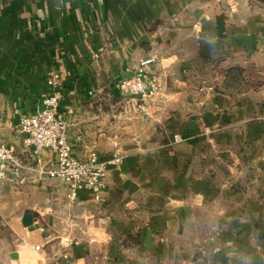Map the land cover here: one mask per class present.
Segmentation results:
<instances>
[{
  "label": "crops",
  "instance_id": "crops-1",
  "mask_svg": "<svg viewBox=\"0 0 264 264\" xmlns=\"http://www.w3.org/2000/svg\"><path fill=\"white\" fill-rule=\"evenodd\" d=\"M257 5V4H256ZM250 0H0V134L56 89L78 158L107 170L101 203L57 179L0 187V264H264V10ZM159 91L119 92L140 61ZM147 103L148 115L139 110ZM179 135L181 141L174 142ZM43 162L55 159L41 150ZM31 211L35 219L22 225Z\"/></svg>",
  "mask_w": 264,
  "mask_h": 264
},
{
  "label": "built area",
  "instance_id": "built-area-1",
  "mask_svg": "<svg viewBox=\"0 0 264 264\" xmlns=\"http://www.w3.org/2000/svg\"><path fill=\"white\" fill-rule=\"evenodd\" d=\"M155 61L154 57L140 61L132 76L116 83L117 90L143 102L153 98L160 85L157 76L149 72L148 66ZM45 83L50 93L41 100L37 111L22 117L15 126V131L24 136L25 143L31 147L34 164H23L0 134V187L11 184L20 188L27 183L26 174L33 172L38 180L57 179L64 183L68 188L67 199L70 202H74L77 192L86 190L99 204L107 189V170L110 166L120 164L122 156L114 155L105 163L99 162L93 151L83 158L74 156L66 137L67 122L58 110L60 96L56 89L60 84L59 74L49 73ZM138 107L142 114H149L147 103ZM173 141L179 142L181 137L174 135ZM41 150L53 152L55 159L50 163L43 162L38 156Z\"/></svg>",
  "mask_w": 264,
  "mask_h": 264
},
{
  "label": "water",
  "instance_id": "water-1",
  "mask_svg": "<svg viewBox=\"0 0 264 264\" xmlns=\"http://www.w3.org/2000/svg\"><path fill=\"white\" fill-rule=\"evenodd\" d=\"M260 6L264 7V0H251ZM35 219L34 213L31 211L26 212L22 217V225L24 227L30 226L32 224V221Z\"/></svg>",
  "mask_w": 264,
  "mask_h": 264
},
{
  "label": "rangeland",
  "instance_id": "rangeland-1",
  "mask_svg": "<svg viewBox=\"0 0 264 264\" xmlns=\"http://www.w3.org/2000/svg\"><path fill=\"white\" fill-rule=\"evenodd\" d=\"M250 2H253V1L250 0ZM253 3H254L255 5L257 4V3H255V2H253ZM257 5H259V4H257ZM257 5H256V6H257ZM259 6H260V5H259ZM261 8L264 10V7H263V6H261Z\"/></svg>",
  "mask_w": 264,
  "mask_h": 264
}]
</instances>
